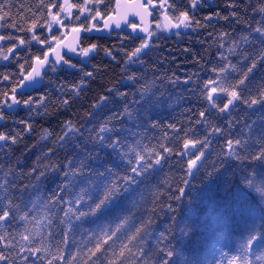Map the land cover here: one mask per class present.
<instances>
[{"label": "trees", "instance_id": "16d2710c", "mask_svg": "<svg viewBox=\"0 0 264 264\" xmlns=\"http://www.w3.org/2000/svg\"><path fill=\"white\" fill-rule=\"evenodd\" d=\"M114 1L101 0L102 15L112 13ZM0 2L12 6L10 18L6 17L0 22V36L5 37L0 40V47L6 54L13 44L23 49L22 52L13 49L15 56L11 68L3 67L7 62L0 60V73L18 72L15 59H19L29 70L33 57H41V49L47 50V44L39 47V42L33 40L32 36L46 38V20L50 19L47 5L50 0ZM55 3L52 14L60 10L61 0H55ZM70 3L86 6L85 0H71ZM41 4L45 6L40 8ZM87 4L91 5L89 8L94 7V0H88ZM190 4L191 0H170L167 6L168 17L174 20L179 17L181 11L189 13ZM229 4L237 5V18L232 17L233 9L227 7L228 9L218 12V21L205 23L201 17L198 19L199 25H190L176 32L161 31L150 42L151 48L147 50V55L139 59H129V54L140 46L141 41H133L124 31L113 33L108 38L83 37L81 48L90 44H96L98 48L90 54V58L72 60L77 69L82 71L61 68L56 73L48 72L44 77L45 106L40 108L39 114L23 106H19L12 113L2 111L4 119L0 123V133L18 138L15 143H11V140L6 144L0 141V145H3L0 149V183L10 181L6 190L0 188V195L4 193L0 202V215L3 210L11 209V215L7 218L10 223L0 221V234L23 233L25 225L19 223L17 209L26 204L20 202V197L28 196L34 201L30 204L42 213L45 221L41 233L48 234L46 217L54 215L57 209L51 208L49 212L44 204L45 201L48 205L51 204L47 198L51 196L52 190L59 191L57 184L69 182L64 176L65 172H68L71 178L72 170L65 167L69 161H73L75 170H79L82 163L87 165L83 168V175H78L71 181L77 186L76 191L85 184L89 190L92 189L96 181L95 177L91 180L88 178L92 169L112 168L113 175L101 183H112L130 172V168L125 167L129 157L122 158L110 147L100 145L97 132L101 125L109 128L121 127V120L124 118L116 116L113 119V114L117 109L123 112L126 106L131 111L135 106L133 101H138L140 93L147 88L154 92L160 101L150 113L155 127H152V121H146L142 127L127 122L123 126L131 129V134L126 133L129 144H135L139 140L140 150L145 151V154L149 150L153 153L159 152L163 162L159 166L160 171L151 178L149 187L144 192V200L133 208L132 214L127 217V223L134 221L136 226H142L141 233L133 241L132 252L137 257L140 256L141 250L154 253L163 246L164 236L168 235L169 242L182 253L174 258L177 264H194V261L199 264H228L233 256L236 257L235 264H242L241 245H245L249 264H264V245H259L257 241H253L251 246L246 244L250 234H256L259 238L261 230L264 229V219L258 214L259 209L264 208V198L254 188L244 189L245 196L257 210L251 231L246 230L247 222L241 226L235 223L216 224L213 217H209V223L214 224V228H207L202 224L214 200L226 201L241 187V177L252 171L251 167L245 166L246 161H241L245 156L258 153L264 144L261 139V132L264 130V106L257 104L253 110L243 103H237L230 112L222 114L218 108L223 106L227 97L225 96L223 101H216L218 107L212 109L204 90L210 80L218 81L217 86L234 85L253 61L257 62V69L247 87L243 89L244 94L247 95L248 88L255 94L256 88L264 82V63L259 62L260 54L264 53V45L259 43L254 31L260 26L258 22L262 17L253 11L264 4V0H235ZM248 4L251 7L245 12V5ZM73 8L80 9L75 6ZM81 17L82 15L78 23L70 24V27L88 28L93 19ZM157 23H161V13L154 11L152 29ZM13 24H16L15 28L11 26ZM33 24L37 27L33 28ZM29 28H32V31H29ZM225 33L226 36L223 35ZM244 36H249L247 44L243 40ZM21 39L25 44H19ZM229 48L233 49L231 53ZM106 50L112 51L115 59L107 56ZM221 53L226 57L223 62L219 60ZM248 57L250 58L245 59ZM224 65H229V68L221 72ZM87 72L93 73L91 78L85 76ZM131 76L136 78L135 82L129 80ZM15 83V79L11 84L0 80V93L7 91L11 96V88ZM109 89L125 93L127 99L120 97L117 103H109L97 113L93 106L99 103L102 95H109ZM40 94H31L34 101L39 100ZM115 95L113 92L112 96ZM26 98L18 97L21 100ZM3 99V96H0V101ZM65 100L68 104L64 103ZM201 111L206 113L205 117H200ZM68 122L76 129L75 134L64 127ZM29 124L31 131H25ZM217 127L221 128L222 132H216ZM45 130L50 135H46ZM66 134L67 141L62 142L59 138ZM205 139L208 140L207 148H202L200 143H196L195 147L189 143L188 149H184L185 140L191 142ZM228 139L233 140L234 146L236 140L241 141L233 155H229ZM105 143L110 141L105 140ZM162 146L171 151L164 153ZM197 149L203 151L204 156L197 161L199 171L193 168V176L187 171V161L200 155ZM120 151L126 152L127 149ZM181 154H184L183 159L180 158ZM236 156H239V159ZM152 159H155L154 155ZM132 163L135 164L134 156ZM184 181L188 183L185 184ZM141 187L143 188V185ZM180 187L185 188V194L181 200H177L176 196L180 195L177 189ZM65 199H68L67 195ZM59 215H64L63 210ZM173 216L176 217L175 223ZM11 224H16L17 227L13 229ZM185 225L190 229L187 234L180 232ZM107 227L105 224V228ZM112 227L115 228L116 225L113 224ZM134 232L135 227L127 235ZM20 239L17 234L13 243L19 242ZM36 239L39 242L40 238ZM75 239L79 242L80 235L77 234ZM2 247L3 244H0V248ZM72 251H75V248ZM145 259L149 260L148 257ZM129 264L136 262L131 260Z\"/></svg>", "mask_w": 264, "mask_h": 264}, {"label": "snow or ice", "instance_id": "6c2138e0", "mask_svg": "<svg viewBox=\"0 0 264 264\" xmlns=\"http://www.w3.org/2000/svg\"><path fill=\"white\" fill-rule=\"evenodd\" d=\"M88 0H85L87 5ZM101 0H94L95 7V16L92 19L97 17L105 19L104 28H109L110 23L113 18L111 15L103 14L100 10ZM45 5L41 4L39 7L43 8ZM80 8L81 12L86 10L85 7L79 5L68 4L67 0L63 4L59 5L60 11L52 14V9L56 7L55 0H50V3L47 5L49 10L50 19L46 20V27L50 32H55L53 29V23L57 25L64 26L66 22H63L60 18V13L65 12L69 17H71L70 9L72 7ZM163 6V5H161ZM10 4L0 2V22H3L6 17L10 18ZM137 11L136 15L141 18V25H138L135 22L127 20L125 18L126 14H121L115 19V28L119 29L121 32L124 31L122 24L127 28L131 29L127 33V37L131 38L133 41L139 39L141 41L140 46L134 49V52L129 54V59L136 58L139 59L141 56L147 55V50H150L151 45L149 41L140 35V33H146L147 37H154V33L148 28L142 26L144 17L149 15L148 9L154 7L153 0H147V4H139L136 6ZM200 7L198 0H191V8L193 11ZM228 7L233 9L232 17L237 18L235 8L236 4H229ZM248 7H251L250 4L245 5V12ZM9 9L6 11L5 9ZM90 11V9H89ZM254 12H258L262 19L258 22V26L254 31L256 38L259 40L261 45H264V4H261L259 8H254ZM219 17V13L216 14ZM79 20V16L76 17ZM180 22L177 24L171 25L176 29H180L181 26L188 28L192 24L199 25V21L195 20L188 12L181 11L179 13ZM211 19L207 17L206 20ZM67 22H70L67 21ZM13 28L16 27V24L11 25ZM251 25L249 24V27ZM33 28L37 27L36 24H33ZM168 25H165L167 28ZM32 31V28L28 29ZM84 31H88V28H84ZM73 33L79 34L81 28L74 27L71 29ZM223 35H227L226 33ZM5 37L0 36V40H4ZM33 40H37L41 44H47V50L41 49L43 52V58L39 56L33 57L34 63L31 65V70H28L25 67V64L20 63L19 59H15V66L18 67V72H3L0 73V80L7 82L9 84L13 83L15 79L16 83L11 88V96L8 92L0 93V96H3V101H0V119H4L2 111L6 108L9 111L18 108L21 104L27 110L39 114L40 108H43L45 105L43 101L45 100V95L43 94L46 91L44 77L48 74L49 71L56 73L61 68L67 66L69 69H74L77 71H82V69H77L76 63H73V55L76 59L80 57L90 58V54L93 53L98 46L96 44H90L87 47L77 48L71 45H63L62 40L58 39L55 34H52L49 38L41 39L36 35L32 36ZM244 42L247 44L249 41V36L243 37ZM20 45L25 44V41L21 39L19 41ZM66 47L68 49L63 55L59 51L60 47ZM16 49L17 52H22L23 49L19 48L16 44H13L12 47L7 49L6 54L3 51V48L0 47V60L7 62L2 65L5 68L13 67V49ZM233 51L232 48H229V52ZM9 54H12L10 56ZM51 54V55H50ZM72 54V55H70ZM106 55L115 59V55L112 51L106 50ZM54 57V59H53ZM245 58V59H249ZM226 57L221 56L219 60L223 62ZM260 63H264V53L260 54ZM229 65H224L221 69V72L227 71ZM257 69V62L253 63L248 67L247 71L243 73V76L236 81L234 85L230 87H220L218 92V81L210 80L205 86V91L207 92V99L210 104V108L216 109L218 107L216 101H223L224 97H227L226 102L223 103L222 107H219L218 110L220 113L230 112L232 108L236 106L237 103H243L246 107L252 108L260 104L264 106V82H262L253 94L251 88H248L247 95L244 94L243 89L247 87L248 82L252 79V76L255 74ZM93 75L92 72L85 73V76L91 78ZM22 77V78H20ZM135 77H129V80L135 82ZM190 81H185L189 83ZM19 89V90H18ZM41 93L39 100L34 101L33 96L30 93ZM108 96H101L99 103L94 105L95 111L98 113L103 109L107 104L117 103L118 98L122 97L125 100L127 96L123 92H119L117 89H109ZM115 92L116 95L112 96V93ZM26 99H17V97H24ZM9 100L11 102H9ZM159 98L155 96L154 92H151L146 88L145 91L140 93V99L138 101H133L135 105L131 111L128 110L126 106L123 112H120L119 109L113 114V119L116 116H121L124 119L121 120V127L119 128H109L105 125H101L97 136L99 137L100 145L104 147H110L113 152H117L121 157L128 156V161L125 167L130 168V172L121 176L119 179L115 180L112 183L101 181H106L108 176L113 175L112 168H100L92 169L89 173V179L92 177L96 178V181L92 185V189L89 190L87 184L80 186L79 191H76V185L72 184V180L76 179L79 176L83 175V168L87 167L83 163L80 166L79 170L73 169V161H69L65 167L71 169V178L69 173L65 172V179L69 182L67 184H57L56 187L59 191L52 190L51 196L47 198L51 201V204L48 205L45 201L44 206L47 211H51V208H56L57 211L52 216H47V223L49 227V232L47 235L42 234L41 232L33 233L26 225L29 222V216L36 211V207L33 206L32 209H28L27 205L22 209L23 214L19 216V223L24 224L23 233H7L0 234V244H3V247L0 248V264H129L131 260H135L136 264H177L175 257L180 256L182 253L175 245L169 242L168 235L164 236L163 246L155 250L154 253H148L141 250L139 257L132 252L134 247L133 241L139 236L142 230V226H136L135 222L127 223V217L132 214V209L137 207L141 201L144 200V192L148 189L151 178L155 173L160 171V165L163 162V158L159 152L148 151L145 154V151L140 150V141H136L135 144H129L127 142L128 136L126 133L131 134L130 128H125L123 125L125 122L128 124H135L136 127H142L145 125L146 121H152V127H155V122L153 121L150 113L154 110L155 106L159 103ZM65 104H68V101H64ZM35 104V106H34ZM200 117H205L206 113L201 111L199 113ZM202 122V121H201ZM262 122H264V117H262ZM66 129L72 134L76 133V129L71 127V122H68L64 125ZM25 131H31V125L29 124ZM216 132H222V129L217 127L215 128ZM46 135H50L45 130ZM178 134V133H177ZM17 136H10L9 134L0 133V141H3L5 144L11 140V143H15ZM62 142L67 141L68 135H64L59 138ZM261 139L264 140V130L261 132ZM105 140H109L110 143L106 144ZM189 143L193 144L195 147L196 143H200L202 148H207L208 140L204 141H184V149H188ZM228 148L230 150L229 155L236 153V149L241 144L240 140L235 141V146L232 139L227 141ZM163 147V152L168 153L171 151L166 146ZM3 148V145H0V149ZM127 149L126 152L120 151L122 149ZM200 155H196L195 159L189 158L187 161V171L191 175H195L192 171L193 168L196 171H199V166L197 161L201 160V157L204 156V152L200 149ZM186 154V153H185ZM153 155L155 159H152ZM181 154L180 158L183 159ZM135 158V164L132 163V158ZM239 159V156H236ZM246 167H251L252 171L249 174L243 175L241 177V187L236 189V192L232 197L226 201H213L209 206L208 212L205 214L202 224L207 228H214L215 225L209 223V217H213L216 221V224H231L235 223L237 226L245 225L246 230L251 231L254 226L255 213L257 210L254 208L253 203L250 202L245 196L244 189L254 188L262 198H264V144L261 145L260 151L249 156H245L244 160L241 163H245ZM35 171V170H34ZM211 175V173H209ZM185 184L188 181H184ZM10 181L5 180L3 183H0V188L7 189ZM143 185V188L141 187ZM177 192L180 195L176 196L177 200H181L185 194V188L180 187L177 189ZM65 195L68 196V199H65ZM23 196V192H21ZM67 205V207H64ZM171 209V206H169ZM74 209V210H73ZM63 210L64 215L61 217L59 212ZM175 211V209H171ZM259 216L264 219V208H260L258 212ZM11 215V209L3 210V214L0 215V221L4 223H10L7 219ZM16 219V217H13ZM142 219V218H141ZM173 223L176 221V217H172ZM119 221V223H117ZM35 223H39L38 219H34ZM127 223V227L125 224ZM105 224L108 225L105 228ZM115 224L116 227L113 228L112 225ZM11 227L15 229L16 224H11ZM135 227V232L132 235H127L131 229ZM190 229L185 225L180 229L181 233L187 234ZM26 233V234H24ZM19 234L21 239L17 243H13L16 235ZM79 234L81 240L78 242L75 237ZM36 237H39V242ZM119 241V243H117ZM253 241H257L259 245H264V229L261 230L259 238L256 234H250L246 244L251 246ZM18 247V251H17ZM54 248V251H53ZM75 248V251L72 249ZM7 253V254H6ZM15 253V255H13ZM240 260L242 264H249L247 260V251L245 250V245H241L240 248ZM50 257V258H49ZM148 257L149 260L145 258ZM19 258V259H17ZM236 257L233 256L229 259L228 264H235ZM194 264H199L198 261H194Z\"/></svg>", "mask_w": 264, "mask_h": 264}, {"label": "water", "instance_id": "95a60500", "mask_svg": "<svg viewBox=\"0 0 264 264\" xmlns=\"http://www.w3.org/2000/svg\"><path fill=\"white\" fill-rule=\"evenodd\" d=\"M64 2H65V0H61V4H63ZM168 2H169V0H153L154 7H150L148 9L150 14L144 17L142 26L148 28L151 31V29H152V18H153V14H152L151 10L158 8L161 12V21H162V25H163L165 32L168 33L170 31L175 30L176 28L171 26L174 23L170 20V18L167 15V4H168ZM67 3L69 4L70 0H67ZM139 4H147V0H115L114 5H113V11H112V13L108 14V15H111V17L113 18L112 22L110 23L109 28H104L105 19H107V16H104V18L97 17L96 19H93L90 22V24L88 26V29H89L88 31H84L83 30L84 28L77 26V27L81 28V32L79 34H77V33H73L71 31V29L74 28V27H72L68 30V32L65 34V36L62 37L60 40H62L63 45H71V46L77 47L79 49V48H81V41H82L83 37L108 38L113 33H120L121 31L119 29L115 28V19L121 14H126L125 18L127 20H130L132 22L137 23L138 25H141L140 16H137L135 14L136 11L138 10L136 6ZM161 5H163V6H161ZM94 23H96L98 26H95ZM165 25H168V27L165 28ZM122 27L124 28V32H126V33L131 31V29L127 28L123 24H122ZM140 35L143 37H147L146 33H140ZM59 51L63 55L65 52L68 51V49L66 47L61 46ZM70 55H72V54H70ZM39 58L42 59L43 55ZM53 59H54V57H53ZM74 59H76L75 55H73V60ZM33 63H34V60L32 61L31 65ZM64 68L69 69L67 66H65ZM29 70H31V66H30ZM33 93H30V94H33ZM17 99H18V97H17ZM9 102H11V101L9 100ZM17 109L18 108L14 107V110H12V111L7 110L6 108H4L3 110L7 113H12L13 111H16ZM1 122H2V119H0V123Z\"/></svg>", "mask_w": 264, "mask_h": 264}, {"label": "rangeland", "instance_id": "374dc122", "mask_svg": "<svg viewBox=\"0 0 264 264\" xmlns=\"http://www.w3.org/2000/svg\"><path fill=\"white\" fill-rule=\"evenodd\" d=\"M70 2H71V0H70ZM89 6H91V5L87 4L86 6H84L86 8V10L84 12H81L80 9L77 10V9H75V8L72 7L70 9L71 14H72L71 17H69L67 15V13L61 12L60 13V18H61V20L63 22H66V23L64 24L63 27H61V25H57V24L53 23V29L56 30L54 33L53 32H50V30L48 28H46V32H45L46 38H49L52 34H55L57 36V38L58 37L59 38L64 37L65 34L68 32V30L71 28L70 27V24L78 23V21L80 20V16L81 15H82L81 18L84 17V18L92 19V17L95 16V7H90L89 8ZM89 9H90V11H89ZM58 11H60V10H58ZM58 11H56V12H58ZM77 11H79V13H77ZM56 12H54L53 14H55ZM77 16H79V20L76 19ZM69 20H70V22H67ZM154 26L155 27H153V29H152V32L154 33V37H146V39L149 41V43L156 37V35L158 33H160L161 31H164L163 26H162L161 23H157ZM37 44H38L39 47H42L43 46L41 43H37ZM80 58L81 59H87V58H84V57H80ZM217 87H218L217 95H221V93H219V88L220 87H224V85L223 84H220ZM20 106H23L24 107L23 104H21ZM3 198H4V193H1V195H0V202H2ZM20 198H21V201L20 202H26V204L21 205L20 209H17V212H19V214L22 215L23 214L22 209L24 208V206L27 205V208L28 209H32L33 206H32V204H30V202H34V201L33 200H30V196H28V197H20ZM34 200H37V199H34ZM38 211L39 210H36L35 212L32 213V215L29 216V222L26 225L30 230H32L33 233H35V232H42L43 227L45 225V221L43 219L42 213L41 212H38ZM34 219H38L39 220V223L33 222ZM24 234H26V233H24Z\"/></svg>", "mask_w": 264, "mask_h": 264}, {"label": "flooded vegetation", "instance_id": "af4514ba", "mask_svg": "<svg viewBox=\"0 0 264 264\" xmlns=\"http://www.w3.org/2000/svg\"><path fill=\"white\" fill-rule=\"evenodd\" d=\"M235 0H198V3L200 4V7L196 8L194 11L191 8L190 4V12L189 14L195 19H201L203 17V21L205 23H209L211 21H218L219 17H217V13L219 11H224L228 9V4L233 3ZM154 11H159L158 8L152 9V12ZM160 12V11H159ZM205 16V17H204ZM207 17H211V19L206 20ZM174 24H177V22H180L179 17H175L174 20H172ZM178 22V23H179ZM95 24V23H94ZM196 24H192V27L195 26ZM184 28L183 26L180 27V29ZM179 29V30H180ZM178 29L175 31L171 32H176ZM2 123V122H1Z\"/></svg>", "mask_w": 264, "mask_h": 264}]
</instances>
